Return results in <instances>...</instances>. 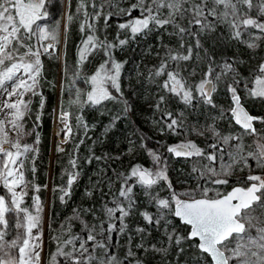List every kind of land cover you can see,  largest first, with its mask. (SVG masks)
Returning <instances> with one entry per match:
<instances>
[{
	"label": "snow or ice",
	"instance_id": "obj_1",
	"mask_svg": "<svg viewBox=\"0 0 264 264\" xmlns=\"http://www.w3.org/2000/svg\"><path fill=\"white\" fill-rule=\"evenodd\" d=\"M64 2L70 9L72 0ZM125 2L78 0L75 14L65 12V43L70 25L82 17L79 30L83 35L73 75L79 78L90 56L101 53L104 57L85 80L89 90L75 89L69 104L82 111L84 105L98 106L117 99L112 90L122 96L120 80L125 62L115 59L114 50L152 32L174 38L176 46L164 43L163 36L158 37L159 50L155 55L159 63L149 69L146 79L157 88L154 108L159 120L155 124L160 133L167 131L186 137L168 145L166 152L192 161L191 173L198 183L195 188L177 192L168 177L167 157L151 149L147 154L152 168L135 164L127 173L113 170L112 176L101 169L92 189L86 191L89 197L93 191L101 193L100 207L73 209V215L60 225L62 234L52 237L56 250L49 254L47 264H144L143 260L135 259L131 236L123 259L114 251L113 233H127L128 218L134 214L146 225L160 228L166 238L167 247L145 246L142 242L135 245L145 253L166 258L173 246L184 253L183 245L187 244L196 258L195 264H264V116L250 114L242 102L264 101V57L245 76L239 70L245 63L241 58L217 59L204 46L205 39L222 29L217 40L226 46L243 45L255 53L264 44V0H131L124 7ZM48 3L49 0H0V184L8 193L0 195V264H45L43 203L39 195H34L32 207L25 205L30 184L36 193L40 186L28 181L25 173L40 143L39 133H35V127L29 130L26 120L32 118V97L40 96L35 126L43 114L45 98L39 91L42 57L56 56L57 45L62 43L59 21L54 27L43 23L50 15ZM133 12L137 15L133 16ZM116 17L127 19L118 23L115 39L102 38L98 34L99 22L103 20L104 25L110 26ZM198 75L200 79L194 80ZM221 89L230 100L227 108L213 99ZM172 100L183 108L171 110ZM201 106L218 114L209 115L211 123L199 127L198 122L189 124L188 115ZM128 110L125 102L124 111ZM71 116L72 112L61 103L57 117L61 127L57 135L63 134V143L69 142L73 131ZM118 119L120 116L113 117V123ZM224 119L235 126L234 131L224 133L217 127ZM76 121L77 127L88 128L81 115L76 116ZM257 123L262 127H256ZM33 134L34 143L25 142ZM188 135L205 137L210 142L201 147ZM141 147L146 145L142 143ZM133 150L129 147L128 153ZM56 151L64 149L58 144ZM69 163L73 171L66 170V186L59 188V200L63 203L66 197L70 198L79 177L76 159H70ZM31 171L35 173L34 166ZM245 172L246 175L237 174ZM230 184V190H222ZM137 190L154 211L147 207L140 209ZM165 190L167 195L161 196L160 192ZM177 220L187 229L186 234L178 231L174 223ZM76 224L78 232L73 231ZM134 231L144 239L145 227L137 226Z\"/></svg>",
	"mask_w": 264,
	"mask_h": 264
},
{
	"label": "rangeland",
	"instance_id": "obj_2",
	"mask_svg": "<svg viewBox=\"0 0 264 264\" xmlns=\"http://www.w3.org/2000/svg\"><path fill=\"white\" fill-rule=\"evenodd\" d=\"M122 6L127 7L128 5L125 6V4H123ZM66 11H68V8L66 7V4H65L64 14ZM64 14H63V20H62V25H61L62 26L61 27L62 43L60 45H57V49H58L57 54L61 57V59H60L61 62H62L63 57H64L65 44H66L65 42H63L64 41L63 26L65 23ZM218 30H219V33H220V31H222V29H218ZM116 34H117V30L114 31L112 40L115 39ZM218 35L214 34V36L212 38L205 39V41H204L205 48H209L213 52V54L217 57V59H220L222 56H228V57L236 56V57L241 58L245 63L242 66H240L239 70L245 76H247L249 74V70L251 68H254L256 66V64L259 63L260 57H264V45L262 46V48L260 50H257L255 53L249 51L246 47H242L241 50H243L246 53L248 52L251 55L250 59H246V58H243V56L241 54H239V52L234 50V46H237V44L233 43V44L226 46L224 42L216 39V36H218ZM160 36H163V42L164 43H168V44H171L173 46L177 45V41L174 38H170L167 35H163L162 32H152L147 37L138 36L135 40H132V41H134V43H138L139 46L144 47L143 54H142V56H140L139 59H137L138 64L136 66H133L134 67L133 70H129V67L133 64V63H131V59H130L131 53L130 52L132 50L136 49L137 46L133 47L132 41H130L123 48L114 50L115 59L120 61V62H125L123 64V68L121 70V80H120L122 96L120 93H117L115 95L113 94L114 96L117 97V99L105 101L101 105H98V106L90 105V108L94 112L90 116V118L93 121L92 122L93 126H90V127L88 126V128L86 129L87 134L89 133L88 134L89 139L91 138V142H90L91 146H90L89 151L92 152L94 150V148H93L94 144H96V145L104 144L107 141L106 135H108L110 132L117 129V130H120L121 135H119V134L116 135L119 140L114 141L113 150H111L109 157H118L116 152L119 149L121 150V154H122L121 156H123V158H119V159H109V160H111V163L108 162V158L107 159L105 158V159H102L99 161H97L95 159L96 162L93 165V167H94L92 169L93 171H91L90 175H87V181H86L87 183H86L85 189H84V195H85L86 202L87 201L90 202L91 200L96 201V202H94V205L96 204L95 208L100 207L101 200H102L101 193L99 191H93V195L91 197H89L86 195V191L92 189L94 182L98 178V173H100V170L105 169V165L108 163H110V165L115 164V167L113 168V170H115L116 172L127 173L129 168L135 164H140L144 167L152 168L153 164H152L151 157L149 158V156L147 154V151L149 149L154 150L158 153H162L164 156L167 157V160H168V177H169V180L172 182V184H173V186L177 192L184 191L185 189L195 188L197 183H198L195 174L191 173L192 166H193L192 161L182 159L178 162L179 166H175L173 164L174 168L172 170L170 169V166H171L170 163L172 162V160L169 158V155L166 152V147H167L169 142L175 141L172 144H170V145H174V144H177L180 141L184 140L186 137L184 135L171 134L167 131L162 135L160 133V131L158 130V126L155 124V121L159 120V113L154 108V104L156 102L157 88L155 87V85L150 84L147 81L146 77L148 75L149 69L153 65H157L159 63L158 58L156 57L155 53L157 52V50H159L158 45H159L160 41H159L158 37H160ZM121 38H124L123 35L121 36ZM240 46H243V45H240ZM253 56H255V59H253ZM103 59H104V57L101 54L100 60L97 62V65L92 69L91 74H93L95 72L96 68L103 61ZM126 68L130 71L128 75H130L129 78L131 79V81L136 82L135 85L137 87H142V88H140L139 93L136 95L134 94V92H132V90L128 89L127 86L124 85V79H125L124 76L125 75L127 76V73L125 74ZM61 71H62V63L60 65L58 79L54 84L56 86V89H57V102H56V106L54 108V114H53L52 146H51V154H50V158H51L50 173H51V169H52V164L54 163L53 160H54L55 155L57 153V151H56L57 145L59 144L64 149L67 146V144L69 143V142H67V143L62 142L63 141V134H61L59 136L57 135V132L60 130V127H61V125L57 119L58 114H59V110H60V105H61V103H63V106L65 103H67V105H69V101L72 99L71 91H73L75 89L73 84H71L70 82L65 80V77L63 76ZM193 79L199 80L200 76L198 75V76L194 77ZM77 85H78V89L82 88L81 84L78 83ZM89 88H90V85H89ZM89 88H86L87 91L89 90ZM39 91H40V88H39ZM87 91H84V92H87ZM241 95L242 96L244 95L243 92H241ZM34 99H35V97H32L33 101H34ZM213 99L218 105H221L224 108H227L226 106H229V105L225 106L224 103L230 104L229 103L230 100L228 98L227 93L224 92L222 89L220 91H218V93L213 97ZM125 102L129 104V106H128L129 110L127 112L124 111ZM243 102L248 107V109L250 111H251L252 107H255L257 109L258 106L262 107L261 109H264L263 108L264 107V101H261V100L259 101V99H255V100L245 99V100H243ZM134 106L135 107L137 106V109H135ZM176 107L182 108L183 105L179 104L175 100H172L170 102L171 110L174 111V109ZM201 109H204V107H202V106L197 107V110H195L194 112H190V114L188 115V123L189 124L198 122L197 126L199 127V125H203L209 121V115L211 114V112H207V109H206V112H203ZM258 109H260V108H258ZM213 111H214V114H211V115H216L217 111L212 110V113H213ZM253 114L257 115L256 113H253ZM116 116H120L121 120L123 119L122 120V127H120V128L118 126V121L120 119L116 120L113 123V117H116ZM31 121H32V123H34L32 118H31ZM27 123H30L28 121V119L26 120V127L29 130L34 128L32 126L31 127L27 126ZM70 123H71L72 128H73L72 117L70 118ZM137 123H142V125H143L142 131H140V130L138 131ZM96 124L101 125L99 130H96V129H98V127L95 126ZM217 125H218V128L224 133L235 130V126L232 125L231 123H229L228 119H224L222 121H219ZM105 129H108V131H105ZM70 138H71V136H70ZM70 138H69V140H70ZM187 138L195 140L201 147H204L203 143L204 142L206 143L208 141L205 137H198L195 135H188ZM25 142H27L29 144H33L32 136L26 137ZM142 143L146 145V148L141 147ZM129 147H133V149H134L131 154L128 153ZM92 156L93 157L94 156L102 157L97 152H96V154H93V155L91 154V157ZM170 156H172V155L170 154ZM113 170L111 172H109V176H112ZM78 172H79V177L75 181V183L79 181V178L81 176V172L79 170H78ZM237 174L238 175H246L247 172L237 173ZM200 183H203V181H200ZM227 186H228V188H230L232 185L230 184V185L223 186L222 190H225V188ZM228 190H230V189H228ZM51 191H52V186L49 184L48 185V194H47V197L45 200H43L40 197L39 193H36V192L34 193V195H39V197L43 203V209H44L43 210V237H42L44 251H43L42 255L44 257L45 264H47L49 254L54 253L56 250V242L54 241V244H53L54 246H53L52 250L50 252L48 251L52 245V244H50L51 243L50 239H52L53 236H57V235L62 234L61 230H54L51 226V222H50V208H51L50 192ZM137 192H138L137 199L139 201H141L140 209L144 210L147 207L149 211H154V209L147 206V202L144 200L143 195L139 193V190H137ZM29 194H30V186H29V190H28V195L25 197V205L32 207L33 202H32V200L29 199ZM0 195H5V196L8 195L7 190L3 187L2 184H0ZM160 195L161 196L167 195V191L166 190L161 191ZM94 198H96V199H94ZM91 203H93V202H91ZM87 219L89 221H91V217L87 216ZM127 222L129 224V227L133 229V232H135L134 230L138 224H140L139 227H142L143 226L142 224H144L150 230L149 233L150 232L151 233L152 232H159L162 235V230L160 228L153 227L150 225H146L145 222L143 221V219L138 214H134L133 216L128 218ZM176 226H177L178 231L184 233V229H181L179 224H176ZM54 231L56 232V234L54 233ZM73 231L74 232L79 231V225L78 224H76V226L73 228ZM13 232H14V229L12 230V233ZM12 233H10V235ZM147 235H148V233H147ZM113 240H114V238H113ZM164 240H166L165 237H164ZM113 242H114V245H116V243H117L116 238ZM164 242L167 246L166 241H164ZM142 243H144L146 245L145 241ZM183 246L186 249V251L184 253H179L177 248L173 246L169 250L167 257L165 258L166 260H168L167 262H170L171 264H195L196 258L194 257L192 250L187 248V244H185ZM117 247L118 246L115 247L114 251H115V254L119 257L120 252H119V249ZM138 256L139 257L135 256V259L143 260L144 264H148L151 260H153V262H154V263L152 262V264H157V263L160 264L161 263L160 260L162 258H164L160 254H155V253H151V252L145 253L144 251H143L142 256L141 255H138ZM155 261H158V262H155Z\"/></svg>",
	"mask_w": 264,
	"mask_h": 264
},
{
	"label": "trees",
	"instance_id": "obj_3",
	"mask_svg": "<svg viewBox=\"0 0 264 264\" xmlns=\"http://www.w3.org/2000/svg\"><path fill=\"white\" fill-rule=\"evenodd\" d=\"M130 2L131 0H127L124 3L125 6L128 5V3ZM77 3H78V0H72L71 7L70 9H68V11H71L73 14H75ZM64 7H65L64 0H49V3L47 4V8H48L50 15L46 21H43V23H47L49 26L54 27L56 22L59 21L60 26H61L62 20H63V14H64ZM135 15H137V13L133 12V16ZM80 19H82V17H77L69 27V32H68V36H67V40L65 44L64 57H63L62 62L60 59L56 58V56H59L57 53H56V56H53L52 58H49L48 56L42 57L43 77L40 81V93L45 98V106H44V109L42 110L43 114L41 116V120L38 122V126H35V113L36 111L39 110V101H40V96L39 95L36 96L32 104V109H33L32 119L34 123H32L31 119H28L30 123H27V126L35 127V133H39L40 143L36 145V147L38 148V153L35 154L34 161L30 159L27 163L28 170L25 173L26 179L40 186L39 195L43 200H45L47 197L48 185L50 184L52 186V191L50 192V203H51L50 222L54 230H61L60 225L66 222V218L73 215V209H78L82 211L83 209H86V208H90L93 206L96 207V204L94 205V202L96 201L91 200L90 202L88 201L86 202L85 195H84V189L87 183L86 182L87 175H90L91 171H93L92 170L94 168L93 165L96 162L95 159L92 158L93 156L91 157V154L93 155V154H96L97 152L102 157H109L111 150H113L114 141L119 140L116 135L117 134L121 135L120 130H117V129L110 132L108 135H106L107 141L102 145L98 143H97L98 145L94 144L93 146L94 150L90 152L89 150L91 146L90 145L91 138L89 139V136H88L89 133L87 134V131L85 128H83L82 126L77 127L76 116L81 115L83 117V122L86 123L90 127V126H93L92 125L93 121L90 118V116L92 115L94 111H92V109L90 108V105H84L82 108V111H78L75 106H71L70 104L67 105V103H65L64 108L72 112L71 117H72V123H73V131H72L69 143L64 148V151L56 153L55 158L53 160L54 163L52 164V169L50 173V163H51L50 154H51V146H52L53 114H54V108L57 102V89L54 84L57 81L58 76H59L60 65L62 63L61 72L63 76L65 77V80L73 84L75 89L78 88V85H77L78 83L81 84L82 88H79V89L82 92H84V91H87L86 88H89V84L85 83V79L91 75L92 69L97 65V62L100 60V57H101V53H97L93 56H90L87 62L83 65L79 78H76L73 75V73H75L77 70L76 69V61L78 59L77 49L81 45V39L83 35L79 30ZM125 19H127V17H116L110 21V26L104 25L103 20H101L98 25L101 31L98 34L102 38L106 36L107 39L111 41L113 38L114 31L117 30L118 23L123 22V20ZM218 34H219V30H217L216 35ZM137 45L138 43H134V41H132L133 47ZM263 45L264 44H262V46ZM262 46L260 47V49L262 48ZM242 47L244 46H240L239 44H237V46H234V50L239 52V54H241L243 58L250 59L251 57L250 53L248 52L246 53L243 50H241ZM143 51H144V47L143 46L140 47L138 45L136 49L130 52L131 53L130 59H131V63L133 64L129 67V70H133L134 69L133 66H136L138 64L137 59H139L140 56H142ZM65 69H67V75H65ZM129 70L126 68L125 74L127 73V76L126 75L124 76L125 77L124 85H126L127 88L132 90V92H134V94L136 95L139 93V90L142 87H137L135 85L136 82L131 81V79L129 78L130 75H128L130 72ZM75 89L71 91L72 98H74L75 96ZM112 91L114 95L117 94L114 90ZM224 104L225 106L229 105L226 103ZM127 105L129 106L128 103ZM182 108L176 107L174 111H178ZM261 108L262 107H259V106L257 107V109L255 107H252L251 111L253 113L258 114V116H264V109H261ZM135 109H137V106L135 107ZM201 110L203 112H206V108L201 109ZM207 112H211V114H214V111L212 113L211 109H207ZM122 120L120 119L118 121L119 128L122 127ZM210 121L211 120L209 119L207 123H209ZM95 126L98 127V129L96 130H99L101 127L100 124H96ZM137 127H138V131L139 130L142 131L143 129L142 123H137ZM257 127L260 128L262 127V125L258 124ZM35 138H36L35 134H33L32 135L33 143L35 141ZM81 141H83V143H81ZM173 142H169L168 145L172 144ZM208 142L210 141L208 140L206 143L205 142L203 143L204 147L207 146ZM77 145H79L78 148L76 147ZM116 153L119 158H123V156H121L122 154H121L120 149L117 150ZM168 155H169V158L172 160V162L170 163L171 170L174 168L173 164L175 166H179L178 162L184 159V158L172 157L170 156V154ZM72 158L76 159L77 167L75 170L76 171L79 170L81 172V176L79 178V181L73 184L72 189H71L70 198L66 197V203H63L59 200V196L61 195V193L59 192V188L66 186V182L68 179V176L66 175V170L73 171L69 163L70 159ZM90 158H92L91 162H89ZM108 162L111 163V160L108 159ZM110 163L105 165V170L107 171L108 176H109V172H111L113 168L115 167V164L110 165ZM33 166L35 167V173L31 171V168ZM45 185H47V187H44ZM228 189L230 188H228L227 186L225 188V191ZM34 193L35 192L31 190V184H30V194H29L30 200H32ZM85 219H87V216L85 217ZM174 222L176 224H179L178 220ZM139 225L140 224H138L137 226ZM142 225H143L142 227L146 228V233L144 234L143 240H141V237L137 235L135 232H133V229L130 227H129V231L125 234H119V233L113 234L114 240L115 238L117 240L116 245H114V249L116 246H118L117 248L119 249V252H120L119 257L121 259L124 258L125 253L127 251V247L129 246V236L132 237L131 247L137 257H139L138 255H141V256L143 255V249H139L135 247V245L140 243L141 241L146 242L145 246L156 244L157 247H161V246L167 247L164 242L166 240H164L163 234L161 235V233L159 232H152V233L150 232L151 235L149 234L147 235V233H149L150 230L144 224ZM179 226L181 229H184V233L186 234L187 229L180 224ZM54 233L56 234L55 231ZM50 241H51L50 244L52 245L50 249L48 250L49 252L52 250L54 246L53 245L54 240L50 239ZM160 261H161L160 264H171L170 262H167L168 260H166L165 257L162 258ZM152 262L153 260H151L148 264H152ZM155 262H158V261H155Z\"/></svg>",
	"mask_w": 264,
	"mask_h": 264
},
{
	"label": "water",
	"instance_id": "obj_4",
	"mask_svg": "<svg viewBox=\"0 0 264 264\" xmlns=\"http://www.w3.org/2000/svg\"><path fill=\"white\" fill-rule=\"evenodd\" d=\"M244 106L246 107V109L250 112V114H252L251 113V111L248 109V107L244 104ZM252 115H254V114H252ZM254 116H256V115H254ZM182 158V157H181Z\"/></svg>",
	"mask_w": 264,
	"mask_h": 264
},
{
	"label": "flooded vegetation",
	"instance_id": "obj_5",
	"mask_svg": "<svg viewBox=\"0 0 264 264\" xmlns=\"http://www.w3.org/2000/svg\"><path fill=\"white\" fill-rule=\"evenodd\" d=\"M242 102H243V101H242ZM243 103H244V102H243ZM251 113L253 114V112H252V111H251ZM254 115H255V114H254ZM257 115H258V114H257ZM257 115H256V116H257ZM258 124H259V123H257V124H256V127L258 126Z\"/></svg>",
	"mask_w": 264,
	"mask_h": 264
},
{
	"label": "bare ground",
	"instance_id": "obj_6",
	"mask_svg": "<svg viewBox=\"0 0 264 264\" xmlns=\"http://www.w3.org/2000/svg\"><path fill=\"white\" fill-rule=\"evenodd\" d=\"M62 16V15H61ZM79 22V21H78ZM137 47H138V45H137ZM141 47V46H140ZM82 202V201H81ZM77 204V203H76Z\"/></svg>",
	"mask_w": 264,
	"mask_h": 264
}]
</instances>
